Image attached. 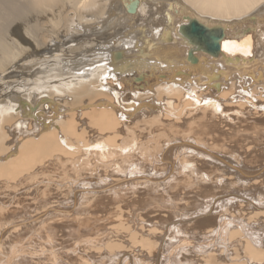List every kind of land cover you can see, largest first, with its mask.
I'll list each match as a JSON object with an SVG mask.
<instances>
[{
  "label": "bare ground",
  "instance_id": "obj_1",
  "mask_svg": "<svg viewBox=\"0 0 264 264\" xmlns=\"http://www.w3.org/2000/svg\"><path fill=\"white\" fill-rule=\"evenodd\" d=\"M0 264H264V0H0Z\"/></svg>",
  "mask_w": 264,
  "mask_h": 264
},
{
  "label": "water",
  "instance_id": "obj_2",
  "mask_svg": "<svg viewBox=\"0 0 264 264\" xmlns=\"http://www.w3.org/2000/svg\"><path fill=\"white\" fill-rule=\"evenodd\" d=\"M199 28L202 27L199 26ZM204 37H202V39H205V41L202 45H199L197 48H202L203 50L206 49L209 52L216 53L219 50V38L216 37L214 33L208 37ZM194 51H191V56L187 58V61L191 62V64H194L193 61L198 60L197 56L194 54Z\"/></svg>",
  "mask_w": 264,
  "mask_h": 264
},
{
  "label": "rangeland",
  "instance_id": "obj_3",
  "mask_svg": "<svg viewBox=\"0 0 264 264\" xmlns=\"http://www.w3.org/2000/svg\"><path fill=\"white\" fill-rule=\"evenodd\" d=\"M68 64H71V63H68ZM74 68H76V67L74 66Z\"/></svg>",
  "mask_w": 264,
  "mask_h": 264
}]
</instances>
